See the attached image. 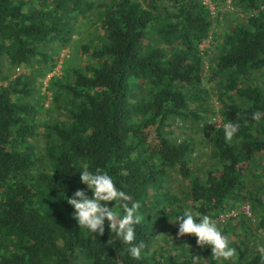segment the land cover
<instances>
[{
    "label": "trees",
    "instance_id": "trees-1",
    "mask_svg": "<svg viewBox=\"0 0 264 264\" xmlns=\"http://www.w3.org/2000/svg\"><path fill=\"white\" fill-rule=\"evenodd\" d=\"M233 7L241 18L217 36L202 0H0V264H264V0ZM74 33L86 59L48 86L62 119L37 155L24 101L35 81L14 72L45 65L42 48ZM205 80L220 127L201 112ZM188 119L208 167L174 127ZM245 202L253 220L217 222ZM173 224L189 239L158 243ZM237 225L249 248L228 243Z\"/></svg>",
    "mask_w": 264,
    "mask_h": 264
},
{
    "label": "rangeland",
    "instance_id": "rangeland-1",
    "mask_svg": "<svg viewBox=\"0 0 264 264\" xmlns=\"http://www.w3.org/2000/svg\"><path fill=\"white\" fill-rule=\"evenodd\" d=\"M216 21L218 20L217 28L215 29V34L217 36H222L227 30L233 26V24L239 21L241 18L240 14L233 9V11H229L226 9V6H219L218 11H216ZM85 37L81 33H74L72 36V40L67 45H62L60 42H52L48 44L46 47L42 48V52L46 53L49 57V61L45 63V65H40L32 70H19L14 72V76H29L31 79H34V86L32 88L31 97L25 99V102H33L36 106V116H35V125L37 126V136L32 139L30 143V151L35 152L37 155H42L44 151V140L47 134L46 126L51 124L53 120L61 118V114L58 113L57 109L51 110L54 105L53 100V91L47 90L48 86L50 85L53 78L62 79L66 75L68 70L73 68H78L83 61H85L86 57L83 56V53L80 48L76 47L75 42L84 39ZM215 47V42L213 43ZM213 47V48H214ZM214 51V49H212ZM209 63V61L207 62ZM52 68V69H51ZM206 76H209L210 71H203ZM44 74V75H42ZM216 81V80H215ZM215 83L208 84L205 80L203 88L205 91L208 92L207 95L201 94L204 98H207L205 107L208 109H202L203 118L204 120L207 119L210 125L213 127H220L221 126V118L219 116L221 105L217 104L216 100V92H214ZM55 90V89H53ZM210 92V93H209ZM200 105V104H199ZM56 107V106H55ZM51 110V111H50ZM199 111V110H198ZM200 112V111H199ZM208 112V113H207ZM62 119V118H61ZM177 126V127H176ZM174 127L178 128L177 133L180 135H188L196 139L198 146H197V158L196 161L197 166L202 168L208 167L210 162V149L207 143L204 141V138L200 132V127L197 125L196 122H193L191 119L183 121H176ZM191 129V130H190ZM202 144H199L202 142ZM166 188L172 189V191L179 195L181 190H185L184 184L179 181L176 176L171 174L167 179V184L165 185ZM249 204V203H248ZM247 206V202L241 204L237 209H234V213L238 216L240 214H244V207ZM251 207V206H249ZM232 213L230 216H234ZM250 216L246 215L248 218H253L252 211L250 209ZM222 222V221H221ZM219 222V223H221ZM252 230L257 229L255 226L251 227V223L249 224ZM161 229V230H160ZM248 226H236V233L231 235L228 234V243L234 244L241 249L243 246L247 245V240H244L243 234L247 232ZM192 232L185 229V226L182 224H173L165 228L162 231L161 227H158L157 230V238H159L158 243L161 244L162 239L169 240L168 246L170 243L188 240L191 236ZM259 237L264 239V233L261 232ZM157 245H160L158 244ZM166 246V245H165ZM249 248V246L247 245ZM169 251V247H167ZM237 253H232V256L236 257ZM228 258V257H227ZM228 258V260H230ZM77 262H81L80 256H77Z\"/></svg>",
    "mask_w": 264,
    "mask_h": 264
},
{
    "label": "built area",
    "instance_id": "built-area-1",
    "mask_svg": "<svg viewBox=\"0 0 264 264\" xmlns=\"http://www.w3.org/2000/svg\"><path fill=\"white\" fill-rule=\"evenodd\" d=\"M202 4L207 7L209 9V11L211 12L212 14V17L215 19L216 18V11H218V8L217 6H215L212 2V0H202ZM226 6V9L229 10V11H232L233 10V0H226L225 1V4ZM212 44V38L210 37L208 40H206L205 42H203V44L200 46L201 50L204 51L206 49L209 48V45ZM20 69H18L17 71H19ZM209 70V65L207 62H205V71H208ZM232 213H234V211H231V212H228L224 215H221L217 221L218 222H221V224H225V222L228 220V219H231V218H234L236 217L237 215L234 213V216H230ZM244 214L246 215H251L250 214V207L249 205L245 206L244 207V211H243Z\"/></svg>",
    "mask_w": 264,
    "mask_h": 264
},
{
    "label": "clouds",
    "instance_id": "clouds-1",
    "mask_svg": "<svg viewBox=\"0 0 264 264\" xmlns=\"http://www.w3.org/2000/svg\"><path fill=\"white\" fill-rule=\"evenodd\" d=\"M234 9V8H233ZM233 11V10H232ZM218 222V221H217ZM219 223V222H218ZM221 224V223H220ZM223 225V224H222Z\"/></svg>",
    "mask_w": 264,
    "mask_h": 264
}]
</instances>
